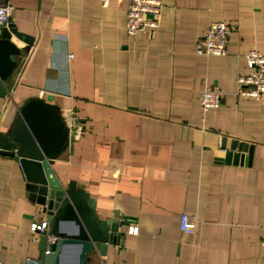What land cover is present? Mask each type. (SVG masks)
Listing matches in <instances>:
<instances>
[{"label": "crops", "instance_id": "crops-1", "mask_svg": "<svg viewBox=\"0 0 264 264\" xmlns=\"http://www.w3.org/2000/svg\"><path fill=\"white\" fill-rule=\"evenodd\" d=\"M162 1L160 25L131 35L130 0H9L34 42L12 38L22 50L0 97V132L34 97L76 116L81 130L54 171L88 190L102 218L128 222L95 264H264V96L236 94L245 54L264 52V0ZM214 20L232 26L228 53H197ZM206 83L225 91L208 111ZM183 213L198 216L191 234ZM45 217L19 163L0 152V264L39 257L31 228Z\"/></svg>", "mask_w": 264, "mask_h": 264}, {"label": "water", "instance_id": "water-1", "mask_svg": "<svg viewBox=\"0 0 264 264\" xmlns=\"http://www.w3.org/2000/svg\"><path fill=\"white\" fill-rule=\"evenodd\" d=\"M13 36L26 43L24 49L34 42L14 23L1 27L0 97L7 94V82L22 50L12 41ZM69 140L70 130L57 104L44 97L24 102L8 130L0 132V152L19 163L29 199L42 205L49 221L38 241L39 264H95L94 255L104 256L110 244L120 243L121 227L128 223L117 214L102 218L96 211L97 200L88 190L75 179L63 183L58 178L53 159ZM47 234L55 240L47 243ZM68 252L72 254L70 261L65 259Z\"/></svg>", "mask_w": 264, "mask_h": 264}, {"label": "built area", "instance_id": "built-area-1", "mask_svg": "<svg viewBox=\"0 0 264 264\" xmlns=\"http://www.w3.org/2000/svg\"><path fill=\"white\" fill-rule=\"evenodd\" d=\"M164 2L162 0H130L126 30L131 35L139 32H151L160 25ZM13 23L12 6L9 0H0V26H9ZM232 26L223 20L212 21L204 34H202L196 45V52L206 55H226ZM246 63L249 73L240 74L237 79L238 89L236 94L243 98H260L264 96V52L256 48L249 50L246 54ZM225 96L224 89L217 84L206 83L200 96L201 108L208 111L221 105ZM76 116L68 110L65 122L70 130H81V124H76ZM198 222L197 215H181L180 226L185 234L195 231ZM49 221L42 218L35 222L31 228V239L39 241L40 235L48 228ZM130 232L137 233L138 226L131 225ZM47 243L53 242L55 237L47 234ZM264 243V239H263ZM26 264H39L38 257H28Z\"/></svg>", "mask_w": 264, "mask_h": 264}, {"label": "bare ground", "instance_id": "bare-ground-1", "mask_svg": "<svg viewBox=\"0 0 264 264\" xmlns=\"http://www.w3.org/2000/svg\"><path fill=\"white\" fill-rule=\"evenodd\" d=\"M70 227V226H69ZM65 259L67 260V261H70L71 259H72V254H71V252H68L66 255H65Z\"/></svg>", "mask_w": 264, "mask_h": 264}]
</instances>
